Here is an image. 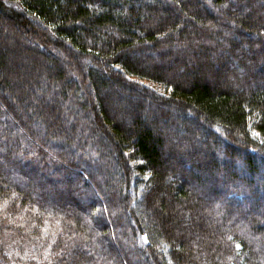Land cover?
I'll return each instance as SVG.
<instances>
[{
  "label": "trees",
  "instance_id": "16d2710c",
  "mask_svg": "<svg viewBox=\"0 0 264 264\" xmlns=\"http://www.w3.org/2000/svg\"><path fill=\"white\" fill-rule=\"evenodd\" d=\"M0 264H264V0H0Z\"/></svg>",
  "mask_w": 264,
  "mask_h": 264
},
{
  "label": "rangeland",
  "instance_id": "374dc122",
  "mask_svg": "<svg viewBox=\"0 0 264 264\" xmlns=\"http://www.w3.org/2000/svg\"><path fill=\"white\" fill-rule=\"evenodd\" d=\"M144 84H147L149 86H152L157 89H162L158 84L152 83V82H147V81H142Z\"/></svg>",
  "mask_w": 264,
  "mask_h": 264
},
{
  "label": "snow or ice",
  "instance_id": "6c2138e0",
  "mask_svg": "<svg viewBox=\"0 0 264 264\" xmlns=\"http://www.w3.org/2000/svg\"><path fill=\"white\" fill-rule=\"evenodd\" d=\"M237 246H239V245H237Z\"/></svg>",
  "mask_w": 264,
  "mask_h": 264
}]
</instances>
